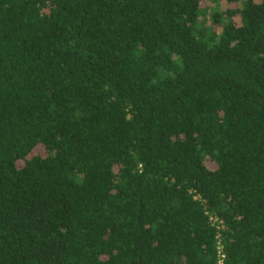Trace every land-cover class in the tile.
<instances>
[{
  "label": "trees",
  "instance_id": "16d2710c",
  "mask_svg": "<svg viewBox=\"0 0 264 264\" xmlns=\"http://www.w3.org/2000/svg\"><path fill=\"white\" fill-rule=\"evenodd\" d=\"M209 1L0 0V264H264V0Z\"/></svg>",
  "mask_w": 264,
  "mask_h": 264
},
{
  "label": "rangeland",
  "instance_id": "374dc122",
  "mask_svg": "<svg viewBox=\"0 0 264 264\" xmlns=\"http://www.w3.org/2000/svg\"><path fill=\"white\" fill-rule=\"evenodd\" d=\"M213 3L210 2L209 0H201V7L202 8H206L207 9V12L212 8V9H216L215 6L213 7ZM239 7V5L237 4H227V3H220L218 6H217V9L218 10H221L222 12H225L227 10H236L237 8ZM216 9V10H217ZM208 167L210 168H213L214 167V164H210L208 163Z\"/></svg>",
  "mask_w": 264,
  "mask_h": 264
}]
</instances>
